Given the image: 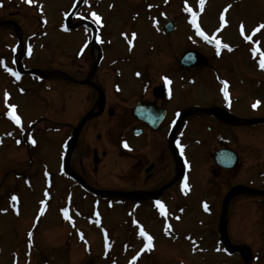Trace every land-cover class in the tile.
Wrapping results in <instances>:
<instances>
[{
    "label": "rangeland",
    "instance_id": "1",
    "mask_svg": "<svg viewBox=\"0 0 264 264\" xmlns=\"http://www.w3.org/2000/svg\"><path fill=\"white\" fill-rule=\"evenodd\" d=\"M203 1L88 0L89 6L85 4L81 13L90 7L102 17L106 32L104 41L109 42V48L113 50L110 60H115V55L123 57L119 32L131 30L138 33V41L131 54L143 56L151 42L153 47L160 49H155L156 54H167L170 60L171 56L179 58L184 51L193 48L212 54L198 42L185 41L191 33L181 16L184 8L195 7V13L202 12L198 25L208 34L218 28V17L224 12L226 26H222L223 31L216 37L230 50L223 48L218 55L221 56L216 59L218 68L213 63L210 68L188 72L189 77H195L194 84H184L182 96L174 86L172 100L167 107L187 109L204 105L216 92L217 85L211 73L217 69L221 77L231 79L236 96L230 106L232 113L238 118H264V68L260 66L261 59H264V0ZM71 2L0 0V21L18 24L21 39L35 37L31 53L22 57L26 68L48 72L59 70L80 78L88 71L92 62L88 51L78 60L73 59L83 37L77 33H62V15L72 5ZM147 7L152 10L149 12ZM167 20L172 21L177 29L163 36L159 30ZM12 29L10 25L0 28V60L6 62L5 72L12 70L15 79L12 82L0 68V264H242L237 255L228 257L218 251L217 220L221 200L231 187L242 185L264 191V126L231 130L233 142L241 154L240 161L246 160L243 166L237 164L235 170L229 172L227 184L216 185L207 172L210 170L207 152L211 150L208 147L211 139L205 127L210 123L203 127L198 123L189 124L182 144L194 169L190 174L191 192L181 199L177 195L172 201L168 200L165 208L162 205V210L171 211L167 218L163 216L158 220L155 216L157 211H153L148 200L141 207L121 201L119 206L108 207L104 202L95 208L97 201L94 196L81 191L66 177L57 175L60 144L87 112L89 95L84 89L67 82L53 78L40 83L38 77L28 79L13 71L14 56L11 54L13 50L14 53L17 51L18 45ZM236 47H239L237 51H233ZM154 59L150 64L152 70L147 73L154 83L157 74L166 69L170 77L178 76V70L174 69L176 64L167 63L161 60L163 58ZM144 65L141 60L135 64L128 61L116 63L117 76L107 79L117 83L123 93L134 94L138 89L146 88L143 79L132 80L134 71ZM11 85L18 93H23L22 96ZM178 96L183 100H178ZM11 109L15 110H12L15 117L24 127L28 123H36L32 136L36 147L30 153L23 143L18 145L6 137L17 124L13 119L8 121L7 111ZM103 120L106 125L102 124ZM110 124L105 115L86 124L73 150L68 153L71 171L78 173L94 188L107 191H128L134 187L139 190L137 193L140 190L155 191L173 179L174 164L165 143L153 142L155 150L147 148L142 154L128 155L121 160L114 154L118 147L113 143L115 133L108 136ZM12 134V137L20 138L21 133ZM244 135L246 138L243 139ZM93 150L97 151L98 157L103 151L107 154L101 157L98 172L91 162ZM149 163H153L154 168L146 178L143 168ZM101 168L104 170L100 171ZM14 173L19 178H15ZM226 177L224 174V181ZM175 193L171 186L163 196L166 199ZM67 199H70L71 211L70 207L66 208ZM203 206H208L207 213L203 212ZM177 208H182V216L175 215ZM95 215L101 218L97 222ZM226 219L228 240L250 249L251 264H264V198L238 197L229 204ZM70 220L73 230L67 223ZM141 231L145 235L142 236ZM77 234L82 237L80 240ZM173 236L175 239L171 240ZM82 243L88 244V251L83 252ZM146 244L149 247H145Z\"/></svg>",
    "mask_w": 264,
    "mask_h": 264
},
{
    "label": "flooded vegetation",
    "instance_id": "2",
    "mask_svg": "<svg viewBox=\"0 0 264 264\" xmlns=\"http://www.w3.org/2000/svg\"><path fill=\"white\" fill-rule=\"evenodd\" d=\"M98 37L100 36V47H101V55L98 54L97 51L91 50L88 48V54H89V59L93 61L94 58V52L96 53V58L99 57L100 59V64L98 67L97 73L93 75L92 79L90 80L89 83L93 84L94 86H97L98 88H94L92 85H86L83 87H75V88H82L88 93V101L89 102V108L90 110L92 107L96 106L97 109L100 111V115L92 120L100 119L101 116L105 115V120H109L110 124L108 127V136L110 137L112 134L115 133V141L113 143H117L121 141L124 137H128V130L130 131V135L132 136V155H139L142 154L146 149L148 148L149 150H155L154 148L156 147L153 142H158V143H165V147L167 149L168 154L170 155V159L172 160V156L170 151L168 150V141H169V136H170V131H171V126H172V120H173V115L176 116L179 115L181 112H183L185 109L181 108H175V109H169L167 106L172 100L173 96V87L176 86L179 94L182 96L184 91L182 87L180 88L178 86V83L182 80L181 78H185V75L187 73L186 69H182L179 65V58L175 56H171L170 60L166 57V55H157L155 53V49H159V47L155 48L150 46L149 49H147L146 53L143 54V56H138L134 55L135 57L131 58V61H139L142 60L141 62L145 63V70L142 72L144 79H146L147 86L144 90L138 89L136 93L134 94H125L123 93L122 89H120L117 85V83L108 81L107 78H111L112 76H108L105 72V64L106 62H116V61H121L124 56H126V53L123 52V57L118 58L115 55V60H110L111 56L110 54L113 52L112 48H109L110 46L107 45L106 43L103 42V35H104V30L101 28H98ZM152 43L150 42L149 45ZM172 48L171 44H169V48ZM123 48V46H122ZM160 50V49H159ZM172 50V49H171ZM163 52V51H162ZM165 54V52H163ZM156 54V55H155ZM163 58L161 60H165L164 57H166L168 61L167 63L172 62L173 64H176L174 69L179 70V75L181 78H172L168 75L166 72H161L159 75L157 74V81L156 83L153 82L152 78L147 76L148 69L150 67V64H152L155 59L154 58ZM144 58V59H141ZM92 63V62H91ZM165 63L166 66V62ZM208 60L204 61L200 67H205L207 66ZM200 67H196L193 69H190V71L193 70H198ZM103 71V72H102ZM154 71V70H153ZM165 71V70H164ZM90 68H88V71L84 73L83 78H87L88 75L90 74ZM102 75V80H100V74ZM75 76V75H74ZM165 80H171L170 84H172V88L169 90V95L167 98H165L163 95H159L155 93L156 87L164 86V81ZM183 81V80H182ZM185 82V81H183ZM181 96H178V100H183ZM236 100V96L234 93V90L232 89V96L229 98V102L226 105V102L222 99V97H219L216 94H212L210 97V101H205L202 106L199 105H194L191 108H217L218 114L216 116H209V115H198V116H191L188 118H185L182 123L179 126L178 133H184V131L187 129L189 124L192 123H198L202 127L208 124V126L205 127L206 132L210 133V139L211 143L208 145L212 152L208 153L209 156V161H210V177L212 178V181L215 182L216 185H223L224 182L227 184L229 182V172L235 170L236 166L233 169H224L220 167L215 159L213 158V153L218 151V150H232L237 154L238 157V162L237 164L241 167L243 166V162L246 160V158L243 161H240L241 154L240 152L236 149V145L233 142L234 137L232 136L231 131L234 128H244L242 126H236L234 120L230 116L236 117L233 113L232 110L229 109V106L233 101ZM140 103H146L145 108L147 110V119L148 120H153V123H156L155 127H149L147 123H143L141 120H139V116H134L133 111L136 107V105ZM129 106V107H128ZM150 109V110H149ZM87 110V111H88ZM230 114V116H229ZM144 116V115H142ZM238 118V117H237ZM175 120H173L175 122ZM103 125H106L104 123V120L102 121ZM107 133L105 132V135ZM136 134V135H135ZM176 134V135H177ZM231 137V139H228V137ZM99 137V136H98ZM243 139L246 138V135L242 136ZM208 138V136H207ZM113 139V137H112ZM117 139V140H116ZM137 143V144H136ZM182 144V140L180 141ZM152 146V147H151ZM115 148V147H114ZM96 152V151H95ZM97 154V152H96ZM114 154L116 157L119 159L123 160V157L121 156V153L119 151H114ZM184 154L186 157V150H184ZM106 153L103 151L100 153L99 157L97 154V158L95 157L91 158L92 165H94L95 171H97V165L99 164V161L101 157H106ZM154 155V153H153ZM118 159V160H119ZM110 159H107V162ZM115 162V161H114ZM189 165H192L191 160L188 161ZM174 163V162H173ZM212 166V167H211ZM108 167V164L106 168ZM150 167L151 170L146 173L145 170ZM104 168V166H103ZM154 164L149 163L143 168V172L146 174V178L150 176V172L153 170ZM191 168V167H190ZM104 169H100L102 171ZM98 172V171H97ZM224 174H227V179L224 181ZM178 185V182L173 185L176 186ZM162 187H159V189ZM158 189V190H159ZM131 191L138 192V189H131ZM156 191V190H155ZM152 190H140L141 193H146L143 195V198L145 200L149 199L150 195L149 193L155 192ZM165 191L160 195V197L155 198L157 201H162L164 200V194ZM149 196V197H148ZM151 199H154V197H151Z\"/></svg>",
    "mask_w": 264,
    "mask_h": 264
},
{
    "label": "water",
    "instance_id": "3",
    "mask_svg": "<svg viewBox=\"0 0 264 264\" xmlns=\"http://www.w3.org/2000/svg\"><path fill=\"white\" fill-rule=\"evenodd\" d=\"M35 74H40L38 72H33ZM264 122V119H256V120H246V124H253V123H261ZM82 124V123H81ZM81 124L79 125V127L81 126ZM95 193L96 191H93ZM100 194H106L109 196H118L121 198H127V199H132L133 196L132 194H125V193H100ZM239 194H246V195H263V192H259V191H254L248 188H244V187H235L233 188L225 197L224 201H223V205H222V213L220 216V220H219V233H220V237L222 239V242L225 245L226 250L230 253V254H234V253H238L242 259L244 264H250L249 262V258H250V253L248 251V249H246L245 247H236V246H231L227 243L226 241V236H225V224H224V216H225V210H226V205L228 203V201L235 195H239Z\"/></svg>",
    "mask_w": 264,
    "mask_h": 264
},
{
    "label": "snow or ice",
    "instance_id": "4",
    "mask_svg": "<svg viewBox=\"0 0 264 264\" xmlns=\"http://www.w3.org/2000/svg\"><path fill=\"white\" fill-rule=\"evenodd\" d=\"M28 2L31 3L32 0H28ZM92 15L95 16V13H93ZM97 19H98V18H97ZM221 20L223 21V14H221ZM191 23H192L193 25H195V24H196V20L193 18L192 21H191ZM197 31H198V34H199V35H201V36L204 35V33L201 32L199 29H197ZM254 31H255V30H254ZM241 32H242V34H243V25H241ZM260 66H261V68H264V59H261V61H260ZM225 97H226V99H227V93H225ZM257 103H258V102H257ZM253 107H256V105L254 104ZM8 115H9V116H10V117H11V118H12L17 124L19 123V118H18V117L13 116L11 112H9ZM12 199L15 200L16 197L13 196ZM156 203H157L158 206H160V202H159V201H157ZM65 215H66V210H65ZM140 234H141L142 236L145 235V233H144L143 231H141ZM147 239L150 240L151 238H150V237H147ZM145 247H149V245L146 244Z\"/></svg>",
    "mask_w": 264,
    "mask_h": 264
}]
</instances>
